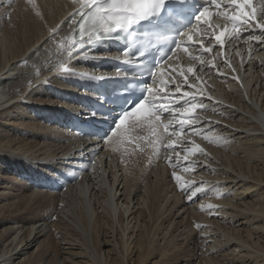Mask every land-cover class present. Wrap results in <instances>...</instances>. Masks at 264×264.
Returning <instances> with one entry per match:
<instances>
[{
	"label": "bare ground",
	"instance_id": "1",
	"mask_svg": "<svg viewBox=\"0 0 264 264\" xmlns=\"http://www.w3.org/2000/svg\"><path fill=\"white\" fill-rule=\"evenodd\" d=\"M33 2L35 10L26 0H0V264H264V42L243 51L241 86L230 73L198 70L193 77L206 93H198L206 110L195 116L209 139L186 129L180 142L190 149L192 141L207 155L188 153L185 160L179 147V158L166 149L154 162L113 143L76 140L48 123L45 110L83 80L81 71L104 46L67 59L45 41L54 25L68 34L76 6ZM22 115L27 129L19 127ZM51 167L76 174L80 185L49 193L23 178ZM174 171L190 185L187 192ZM9 180L21 194H11ZM196 187L202 191L189 201ZM31 211L37 217L18 222Z\"/></svg>",
	"mask_w": 264,
	"mask_h": 264
},
{
	"label": "snow or ice",
	"instance_id": "2",
	"mask_svg": "<svg viewBox=\"0 0 264 264\" xmlns=\"http://www.w3.org/2000/svg\"><path fill=\"white\" fill-rule=\"evenodd\" d=\"M26 2L32 4L35 10L36 6L33 0H26ZM71 2L76 7L68 18L70 32L61 36L62 26L54 25L49 28L45 41L55 45L69 60L86 55V48L98 46L106 40L126 39L123 34L130 35L137 30L138 26L144 24L152 26L150 31L155 39L171 41L168 52L161 55L159 59L153 57L149 60V54L140 53L135 79L139 85H142V91L134 99L126 93L123 95L122 99L125 103L120 105V111L116 115L111 116L109 128L101 137L105 143L124 142L129 130L143 128L147 125L152 128L153 135L156 134L157 129L163 128V133L156 140L149 141L150 144L156 145L159 142L161 147L176 152L178 158L177 149L184 147L185 160H187L188 153L199 152L201 155H207L203 148L192 141L190 142L193 147L190 149L180 142L181 132L186 129L191 132L192 136L201 135L205 140L209 139L201 131L205 122L198 116L192 115L197 109L206 110V105L198 98L197 92L200 93V96H205L206 93L199 88V78H196L197 84L193 85L189 83V76L193 73L197 62L201 71L204 70L205 63L210 66L209 70L214 67L211 60L203 59L204 54L212 53L216 44L223 47L222 37L226 33L230 40L245 39L248 42L264 40V22L258 18L254 0H204L203 3H196V0H71ZM193 4L195 10L186 11V9L192 8ZM35 14L41 16L38 10L35 11ZM185 15L189 17L186 24L173 30L165 27L173 17L183 18ZM259 15L264 16V0H261ZM212 17H216L221 23L218 25L209 24L205 27L204 21ZM172 22L174 23V21ZM208 28H212L213 31L209 33ZM198 30H203L205 35L198 37ZM169 31H173V35H168ZM244 33H247L246 37ZM194 37L197 39L195 43H192ZM196 47L200 51L193 55L190 49ZM121 51L123 55L132 54L128 48ZM185 56L190 61L189 67L181 68L179 72L171 70L172 74L169 79L175 85L174 91L165 92V89L171 88L172 84L159 81L157 69L165 60L175 58L178 61ZM225 64L229 68L232 67L227 60H225ZM64 70L75 74L70 68L65 67ZM116 74L125 78L132 75L131 72L121 71L119 68L116 70ZM91 78L105 79L103 76L94 75ZM181 78H183V83H181ZM233 79L237 78L233 77ZM182 88L185 90L182 91ZM165 113L168 114L165 117L166 122L162 121V116ZM91 115L101 118L107 116L106 113L97 111H92ZM93 135H98V133H93ZM165 137L168 139L167 143H164ZM173 138H176L175 142ZM136 139L138 138L132 137L128 142L131 143ZM172 175L177 185L187 192L190 185H181V177L175 171ZM201 191L200 187L194 188L187 195V199L193 200ZM207 208L210 211H215L216 206L208 204Z\"/></svg>",
	"mask_w": 264,
	"mask_h": 264
},
{
	"label": "rangeland",
	"instance_id": "3",
	"mask_svg": "<svg viewBox=\"0 0 264 264\" xmlns=\"http://www.w3.org/2000/svg\"><path fill=\"white\" fill-rule=\"evenodd\" d=\"M31 103H36V104H38L37 102H31ZM33 105V104H32ZM41 105H43V104H39V106H41ZM31 111V110H30ZM22 117H23V122H21L20 124H19V127L21 128V129H27L28 127H27V125L29 126V121L28 120H26V118L22 115ZM5 124L4 125H1V126H3V127H8V125H7V123H9V122H11V119H9V120H5ZM16 122H19V121H16ZM27 124V125H26ZM11 183V186H12V190H10V192H11V194H14V195H16V196H18L19 195V193L21 194V192L19 191V190H21L19 187H20V184L19 183H15L14 181H12V180H9ZM231 197H234V199L236 198V195H232V196H229V198H231ZM34 210H37V209H33L32 211H34ZM32 211L30 212V214L28 213V214H26V215H23L22 217H20L19 218V216H16L17 218H18V222H21V221H19L20 219L22 220H24V221H29V218L28 217H30V219H32V218H34V217H37V213L36 212H33L32 213ZM53 213H54V211H53ZM59 214V213H58ZM177 215H175L174 217H173V219L175 220V221H179L180 219H181V216H184V215H180V217H176ZM51 217H49V219H47L46 220V223L47 224H49L50 222H51V219H50ZM28 219V220H27ZM49 220V221H48ZM66 220V219H65ZM186 220V217H184V221ZM183 221V222H184ZM43 238V236L42 237H40V239H42ZM192 247V245L190 246V248ZM171 264V263H170ZM173 264V263H172Z\"/></svg>",
	"mask_w": 264,
	"mask_h": 264
}]
</instances>
